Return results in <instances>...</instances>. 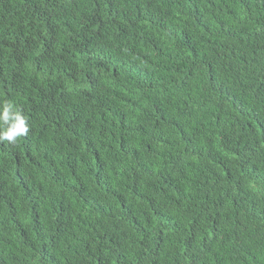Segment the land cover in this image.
<instances>
[{
	"label": "trees",
	"instance_id": "trees-1",
	"mask_svg": "<svg viewBox=\"0 0 264 264\" xmlns=\"http://www.w3.org/2000/svg\"><path fill=\"white\" fill-rule=\"evenodd\" d=\"M0 264H264V0H0Z\"/></svg>",
	"mask_w": 264,
	"mask_h": 264
},
{
	"label": "clouds",
	"instance_id": "clouds-1",
	"mask_svg": "<svg viewBox=\"0 0 264 264\" xmlns=\"http://www.w3.org/2000/svg\"><path fill=\"white\" fill-rule=\"evenodd\" d=\"M29 130L27 117L14 102L0 101V143L16 144Z\"/></svg>",
	"mask_w": 264,
	"mask_h": 264
}]
</instances>
